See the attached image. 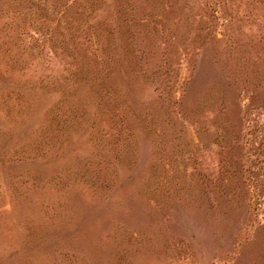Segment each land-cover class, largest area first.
Instances as JSON below:
<instances>
[{"label": "rangeland", "instance_id": "374dc122", "mask_svg": "<svg viewBox=\"0 0 264 264\" xmlns=\"http://www.w3.org/2000/svg\"><path fill=\"white\" fill-rule=\"evenodd\" d=\"M0 264H264V0H0Z\"/></svg>", "mask_w": 264, "mask_h": 264}]
</instances>
